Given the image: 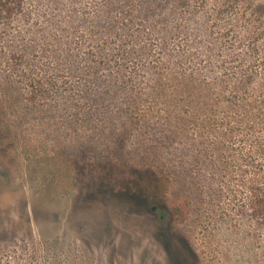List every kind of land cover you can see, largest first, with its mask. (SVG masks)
Listing matches in <instances>:
<instances>
[{"label": "trees", "instance_id": "16d2710c", "mask_svg": "<svg viewBox=\"0 0 264 264\" xmlns=\"http://www.w3.org/2000/svg\"><path fill=\"white\" fill-rule=\"evenodd\" d=\"M0 21L29 101L63 105L69 141H160L194 164L229 144L256 165L234 181L264 221V0H0Z\"/></svg>", "mask_w": 264, "mask_h": 264}, {"label": "rangeland", "instance_id": "374dc122", "mask_svg": "<svg viewBox=\"0 0 264 264\" xmlns=\"http://www.w3.org/2000/svg\"><path fill=\"white\" fill-rule=\"evenodd\" d=\"M13 28L0 21V264H264L258 190L234 181L257 168L238 148L194 164L160 141L143 143L155 157L69 141L63 105L29 101Z\"/></svg>", "mask_w": 264, "mask_h": 264}, {"label": "water", "instance_id": "95a60500", "mask_svg": "<svg viewBox=\"0 0 264 264\" xmlns=\"http://www.w3.org/2000/svg\"><path fill=\"white\" fill-rule=\"evenodd\" d=\"M154 209V208H153Z\"/></svg>", "mask_w": 264, "mask_h": 264}]
</instances>
